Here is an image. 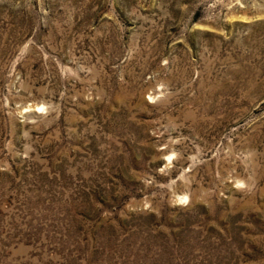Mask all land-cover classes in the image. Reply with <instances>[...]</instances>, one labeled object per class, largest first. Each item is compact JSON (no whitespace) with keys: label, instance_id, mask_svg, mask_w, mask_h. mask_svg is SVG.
Segmentation results:
<instances>
[{"label":"rangeland","instance_id":"rangeland-1","mask_svg":"<svg viewBox=\"0 0 264 264\" xmlns=\"http://www.w3.org/2000/svg\"><path fill=\"white\" fill-rule=\"evenodd\" d=\"M0 264H264V0H0Z\"/></svg>","mask_w":264,"mask_h":264}]
</instances>
